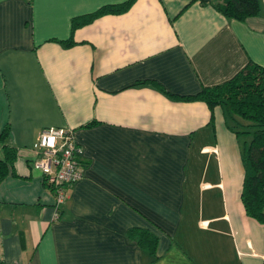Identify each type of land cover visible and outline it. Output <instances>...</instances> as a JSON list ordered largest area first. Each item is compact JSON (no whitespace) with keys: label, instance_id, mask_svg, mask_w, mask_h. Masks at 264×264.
Instances as JSON below:
<instances>
[{"label":"crops","instance_id":"1","mask_svg":"<svg viewBox=\"0 0 264 264\" xmlns=\"http://www.w3.org/2000/svg\"><path fill=\"white\" fill-rule=\"evenodd\" d=\"M126 1L0 0V134L18 149L0 180V264H264L242 136L222 106L181 99L264 66V0L245 20L136 0L73 29ZM51 127L74 131L85 165L57 218L32 148ZM134 228L158 236L156 257Z\"/></svg>","mask_w":264,"mask_h":264},{"label":"trees","instance_id":"2","mask_svg":"<svg viewBox=\"0 0 264 264\" xmlns=\"http://www.w3.org/2000/svg\"><path fill=\"white\" fill-rule=\"evenodd\" d=\"M136 0L104 6L84 17H76L73 29L84 26L99 16L128 11ZM211 4L224 16L245 20L260 13V0H192L194 3ZM69 45L73 41L68 42ZM184 100H201L213 109L222 106L229 120V127L238 135L253 132L251 141L244 143L242 160L245 176L242 188V202L248 216L264 223V66L249 62L231 79L210 87L203 88L198 94L182 97ZM10 136V127L0 134L5 158L0 160V180H3L18 155L17 147L6 144ZM130 237L144 250L156 257L158 236L144 228H134Z\"/></svg>","mask_w":264,"mask_h":264},{"label":"built area","instance_id":"3","mask_svg":"<svg viewBox=\"0 0 264 264\" xmlns=\"http://www.w3.org/2000/svg\"><path fill=\"white\" fill-rule=\"evenodd\" d=\"M32 148L38 155L35 168L43 172L55 192L57 218L69 186L84 176L83 148L77 143L72 129L55 127L43 129Z\"/></svg>","mask_w":264,"mask_h":264},{"label":"rangeland","instance_id":"4","mask_svg":"<svg viewBox=\"0 0 264 264\" xmlns=\"http://www.w3.org/2000/svg\"><path fill=\"white\" fill-rule=\"evenodd\" d=\"M252 135H253V132L242 133L241 136H242L243 143H245L246 141H248V143H249L251 141Z\"/></svg>","mask_w":264,"mask_h":264}]
</instances>
